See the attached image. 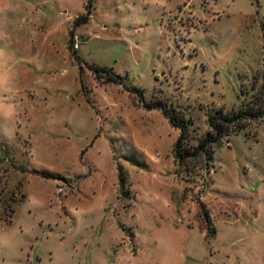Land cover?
Returning <instances> with one entry per match:
<instances>
[{"label": "rangeland", "instance_id": "rangeland-1", "mask_svg": "<svg viewBox=\"0 0 264 264\" xmlns=\"http://www.w3.org/2000/svg\"><path fill=\"white\" fill-rule=\"evenodd\" d=\"M263 85L264 0H0V264H264Z\"/></svg>", "mask_w": 264, "mask_h": 264}, {"label": "trees", "instance_id": "trees-1", "mask_svg": "<svg viewBox=\"0 0 264 264\" xmlns=\"http://www.w3.org/2000/svg\"><path fill=\"white\" fill-rule=\"evenodd\" d=\"M90 19L89 15H82L79 16L76 19V24H81V23H87ZM72 34L73 30L71 31V46H72ZM104 70H106L104 68ZM259 101H256V104L254 106L250 105L248 107H245L243 104V107H241L238 111H235L233 113H226L222 110H219L218 113L215 115H212L209 117V123L211 125V132L209 135L203 139L199 143V151L200 152L202 149L206 150V143L210 141L211 143H215V145H220L222 143V138L224 136L230 135L233 131L237 132V127H244L246 125V121L248 119H256L259 117H264V101L261 98H264V85L261 88V91L259 93ZM263 105V107H262ZM235 130H231L232 127H235ZM183 136H181L176 144V156H182V155H194L196 152L191 153L189 150L185 148V145H183L182 142ZM208 151V150H207ZM213 151V149H212Z\"/></svg>", "mask_w": 264, "mask_h": 264}, {"label": "built area", "instance_id": "built-area-1", "mask_svg": "<svg viewBox=\"0 0 264 264\" xmlns=\"http://www.w3.org/2000/svg\"><path fill=\"white\" fill-rule=\"evenodd\" d=\"M81 36L76 31H73L72 34V47L73 49H77L80 46Z\"/></svg>", "mask_w": 264, "mask_h": 264}]
</instances>
